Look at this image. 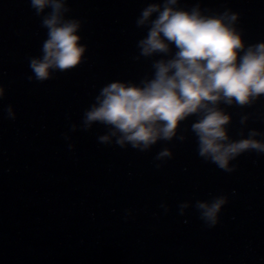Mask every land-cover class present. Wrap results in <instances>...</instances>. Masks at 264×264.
<instances>
[{"label": "water", "instance_id": "obj_1", "mask_svg": "<svg viewBox=\"0 0 264 264\" xmlns=\"http://www.w3.org/2000/svg\"><path fill=\"white\" fill-rule=\"evenodd\" d=\"M68 2L67 15L82 22L85 59L40 82L28 79L29 62L47 29L30 0H0V264H264V153L246 151L231 172L218 168L198 154L195 114L173 140L145 151L100 142L103 124L82 128L105 84L154 71L160 57L139 56L147 28L136 24L152 0ZM181 3L238 12L248 43L264 40V0ZM220 106L232 139L256 129L264 140V95ZM165 148L172 155L156 159ZM216 195L228 202L208 227L195 202Z\"/></svg>", "mask_w": 264, "mask_h": 264}, {"label": "clouds", "instance_id": "obj_2", "mask_svg": "<svg viewBox=\"0 0 264 264\" xmlns=\"http://www.w3.org/2000/svg\"><path fill=\"white\" fill-rule=\"evenodd\" d=\"M30 6L41 17L47 38L41 54L30 58L28 79L43 82L78 66L87 45L81 42V20L67 15L68 0H30ZM238 18V12L215 13L200 3L185 7L181 0H152L136 24L147 28L137 42L139 56L160 57L153 61L154 71L140 82L115 79L105 84L85 110L82 128L103 124L108 130L98 137L100 142L115 138L117 145L145 151L161 140H173L182 122L195 114L191 131L198 154L218 168L231 172V161L246 151L264 153L256 129L241 139L230 137L226 126L232 117L220 106H243L264 95V40L248 43L236 26ZM5 91L0 85V98ZM6 113L15 118L12 104ZM179 139H184L182 132ZM171 155L165 148L156 159ZM227 202V196L216 195L197 200L195 207L206 225L214 227ZM187 206L180 204L181 214Z\"/></svg>", "mask_w": 264, "mask_h": 264}]
</instances>
